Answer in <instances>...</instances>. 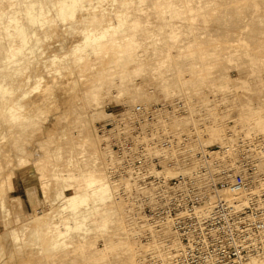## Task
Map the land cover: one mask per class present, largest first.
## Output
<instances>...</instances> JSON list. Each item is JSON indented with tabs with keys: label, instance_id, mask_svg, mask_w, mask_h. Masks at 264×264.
I'll return each mask as SVG.
<instances>
[{
	"label": "rangeland",
	"instance_id": "obj_1",
	"mask_svg": "<svg viewBox=\"0 0 264 264\" xmlns=\"http://www.w3.org/2000/svg\"><path fill=\"white\" fill-rule=\"evenodd\" d=\"M183 1L0 0V117L4 116L5 121V124L0 121V264H81L86 250L93 249L92 242L103 246L104 234L113 233L116 237V233L121 232L124 239L130 237L128 214L122 208L124 203L118 205V200L130 204L121 192L122 184L131 186L129 180L118 181L115 183L117 190H112L111 183L106 186L99 179L101 185L98 181H69L62 169L68 167V153L77 152L81 141L86 147L85 153L95 157L90 161L84 159L82 163L89 162V168H93L99 166V159H103L104 168L105 155L111 156L110 148L105 145L112 135V128L110 132L103 133L98 121L107 118L119 121L116 112L122 110L121 113L127 111V115L132 114L133 106L139 102L147 105L162 101L171 103L165 98L162 85L158 84L165 77L169 83H174L183 76L192 75L194 78L190 71L201 69L214 76L217 82L220 80L222 92L217 89L213 90L214 93L211 89L213 94L209 91L204 93L206 98L221 102L216 109L219 115L223 114L220 119L210 117L212 127L214 125L219 130L217 127L223 126L212 144L225 141L229 128L247 135L264 136V128L260 125L264 121V46L243 44L240 40L242 25L229 33L220 30L221 21L217 13L208 11L201 18L200 7L210 2L187 4L198 10L193 11H196L197 25L202 24L212 29L211 32L204 28L183 31L181 27L187 23L186 13L181 12ZM154 3L159 9H154L151 5ZM117 12L122 15L121 21L115 19ZM223 24L229 26L232 23ZM248 27L244 29L249 30ZM103 37L110 43L108 48L100 43ZM228 38L232 48L233 45L235 48L242 45L239 49L242 53L235 58H231L234 52L228 54L224 50L225 39ZM251 38L264 39V36L252 32ZM233 40L234 43L240 40L238 46ZM165 43L171 46L166 47L167 50L164 49ZM197 43H201L204 54L208 52V56L203 54V60L209 63L212 58L214 63L202 64L199 62L202 58H193L199 51L195 46ZM214 49L224 51L219 53V59L216 55L209 56L215 53ZM152 53L158 57H152ZM187 53L189 56L185 61ZM160 60L165 65L155 62ZM204 65L206 67H202ZM162 72L166 76L162 77ZM31 76L32 82L22 87L25 78L30 79ZM236 78L239 84H236ZM240 78L246 83L252 81L250 89L249 85L248 89L241 86L245 81ZM148 86L155 89L153 98L136 92L137 88ZM220 97L224 98H221L223 101ZM191 98L196 103L193 106L200 108L202 97L194 95ZM178 99L183 101L184 107L187 106L180 96L173 99L174 105ZM187 110L183 114L191 112ZM98 111L105 115L95 119L94 124ZM172 114L181 115L175 111ZM193 115L194 121L191 118L185 121L188 125L185 122L180 125V136L196 125L198 129L209 126L210 119L203 111L194 110ZM158 118L161 123V118ZM84 128L93 129L96 135L100 134L99 137L88 138ZM200 130L192 140L196 150H201V145H210L201 144L203 142L199 140L205 138L209 131ZM22 145L24 148L20 147ZM261 157L264 161L263 153ZM40 159L46 162L44 175L37 168L36 163ZM184 165L194 168L192 163ZM106 170L107 178L109 173L114 176L110 175L113 182L125 176L111 172L108 167ZM1 206H7V215ZM45 213L46 217L42 218Z\"/></svg>",
	"mask_w": 264,
	"mask_h": 264
},
{
	"label": "built area",
	"instance_id": "obj_2",
	"mask_svg": "<svg viewBox=\"0 0 264 264\" xmlns=\"http://www.w3.org/2000/svg\"><path fill=\"white\" fill-rule=\"evenodd\" d=\"M183 105L178 99L177 108ZM160 107L173 109L165 101L148 106L139 102L128 117L121 115L122 110L116 112L118 117L130 118L131 127L120 137L112 134L109 140L119 160L111 172L132 175L139 183V196L130 195L143 221L151 226L144 231V241L167 224L174 232L163 238L169 255L149 252L144 264L264 263L263 138L239 132L224 144H210L198 151L202 165L195 171L169 175L167 169L180 163L173 152L186 150L190 138L185 132L174 135L158 123ZM115 121H98L100 130L115 128ZM154 147L161 152L152 154Z\"/></svg>",
	"mask_w": 264,
	"mask_h": 264
},
{
	"label": "bare ground",
	"instance_id": "obj_3",
	"mask_svg": "<svg viewBox=\"0 0 264 264\" xmlns=\"http://www.w3.org/2000/svg\"><path fill=\"white\" fill-rule=\"evenodd\" d=\"M165 3H169V2H172V0H163ZM183 2H185V4H182V7H183V9L181 10V12H185L186 13V16H185V19H186V21H187V23H185L182 27H181V29L183 30V31H185V32H188V31H191V30H199L200 31V29H202V28H204L206 31H208L209 30V28H205V27H203V25L202 24H200L199 26L197 25V21H196V15H195V12L196 11H198V10H196V9H193V7H192V5L191 6H189V4H187V3H190V2H192V3H194V4H201V3H206V2H210V4H208L207 6H201L200 7V9H199V13H200V15H201V18H202V16H203V14H206V13H208V11H211V12H213V13H217L219 16V18H220V21H221V24H220V26H221V28H220V30H223V31H227V33H229V31H231V30H233V29H236L237 27H239V25H242V34L241 35H243V36H241L240 37V40L242 41V42H244L243 44H247V43H250V44H252V45H259V46H264V39H252L251 38V33L252 32H255V33H260V34H262L263 36H264V0H243V1H241V0H184ZM191 4V3H190ZM153 7H154V9H159V7H157L158 5L156 4V3H154V4H151ZM198 7H199V5H197ZM217 6H220V7H217ZM195 8H197V7H195ZM194 10H196L195 12H193ZM197 14V13H196ZM117 17L115 18L116 19V21H121V19H122V15H120L118 12H117ZM125 15V14H124ZM200 17V16H199ZM198 18V17H197ZM222 21H223V23H232V24H230L229 26L228 25H224L223 23H222ZM139 24H143L142 22H139ZM122 25V22H121V24H120V26ZM245 26L246 27H248V26H250V27H248V29L249 30H245L244 28H245ZM177 28H179V27H177ZM176 29V28H175ZM180 29V28H179ZM211 30L212 29H210L209 31L211 32ZM244 30V31H243ZM145 31H148L147 29H145ZM170 32V31H169ZM184 32V33H185ZM176 33V32H175ZM181 33H183V32H181ZM226 33V35H228ZM250 35H249V34ZM170 34V33H169ZM170 35H172V32H171V34ZM174 35V34H173ZM177 35V34H176ZM176 35L174 36V38L176 37ZM212 35V34H211ZM179 36V35H178ZM216 36V35H215ZM171 37V36H170ZM173 38V37H172ZM176 39V38H175ZM174 39V40H175ZM181 39V38H180ZM177 40V39H176ZM226 40V41H225ZM224 41H225V43H224V47H225V51H226V53H230V51L231 52H234V55H232L231 56V58L234 56V58H235V56L237 57V56H239V54H241L242 53V51H241V53L239 52L242 48V45L241 44H239L241 47L240 48H235L236 46H234L233 45V47L235 48H232V45L231 44H229L228 43V40H229V38L228 39H225ZM239 40V41H240ZM211 41H212V37L210 38V40H209V44L211 43ZM223 41V42H224ZM232 41V40H231ZM238 41V42H239ZM248 41V42H247ZM250 41V42H249ZM174 42V41H173ZM173 42H170V44L171 43H173ZM200 42H201V40H200ZM222 42V41H221ZM238 42H235L234 43V40H233V43L235 44V45H237V43ZM246 42V43H245ZM66 43V42H65ZM100 43H101V45L103 46V47H105V48H108L109 46H110V43L107 41V38H105V37H103V38H101L100 39ZM180 43V42H179ZM218 43H220V41L218 40ZM52 44V43H51ZM53 44H55V43H53ZM159 44H161V43H159ZM165 44H168V45H165ZM164 44V49H166V47L168 48V47H171V46H169V43H165ZM177 44V43H176ZM175 44V45H176ZM250 44H248V45H250ZM64 46V44L62 43L61 44V47H63ZM172 45V44H171ZM183 45V44H182ZM193 46V44H188L187 46ZM247 45V46H248ZM52 47H53V45H51ZM174 46V45H173ZM183 46H185V44L183 45ZM196 47H199V51H197L194 47V49L198 52H196L197 53V55H196V53L194 54L195 55V57H193V58H196V60L199 58H202L201 60L202 61H200L199 60V62H201L202 64H205V63H208V62H206V61H204L203 60V57H204V55L205 54H207L208 52L207 51H205V54L203 53L204 52V50H202L201 51V43H197L196 45H195ZM206 46V45H205ZM238 46V45H237ZM251 46V45H250ZM46 49H47V47H46V44H45V46H44ZM55 47H57V46H55ZM185 48H187L188 49V47H185ZM190 49H191V47H189ZM203 48V47H202ZM246 48V47H245ZM50 49V48H49ZM193 49V50H194ZM240 49V50H239ZM48 50V49H47ZM167 50V49H166ZM186 50V49H185ZM213 50V48L211 49V51ZM215 50V49H214ZM189 51V53H190V51L191 50H188ZM247 51V50H246ZM161 52V51H160ZM164 51H162V53H163ZM187 52V51H186ZM207 52V53H206ZM213 52V51H212ZM211 52V53H212ZM215 53H212V55L211 54H209V56L210 57H218V59L220 58V55L221 54H219V53H224V51L222 52V50H215L214 51ZM235 52H239V53H237V55L235 54ZM243 52H245V51H243ZM248 52H250L249 50H248ZM248 52L246 53H243V54H247V55H249L248 54ZM210 53V52H209ZM228 53V54H229ZM155 54H157L156 53V51H155ZM188 54V53H187ZM204 54V55H203ZM216 55V56H215ZM223 55H226V54H223ZM158 57L157 55H153V53H152V57ZM188 56H189V54L186 56L185 55V61L187 60V58H188ZM191 56V55H190ZM193 56V55H192ZM191 56V57H192ZM203 56V57H202ZM206 56H208V54L206 55ZM228 56V55H227ZM190 57V58H191ZM207 58H209V57H207ZM229 58V57H228ZM231 58H229V59H231ZM241 58H242V60H243V55H241ZM160 59V58H159ZM206 59V58H205ZM213 59H215V58H213ZM217 59V60H218ZM222 59V58H221ZM237 59V58H236ZM235 59V60H236ZM240 58L238 57V60H239ZM166 60H168V57H167V59H165V61ZM195 60V59H194ZM211 61H213L212 60V58L210 59ZM231 60H233V59H231ZM165 61H163V62H165ZM207 61H209V59L207 60ZM211 61H209V63H211ZM237 61V60H236ZM153 62V61H152ZM155 62H158V63H162L161 62V60L160 61H155ZM169 62V61H168ZM190 62V61H189ZM197 62V61H196ZM231 62V61H230ZM177 63H179V62H177ZM208 63V64H209ZM212 63H214V61L212 62ZM164 63H162V65H163ZM207 64V65H208ZM162 65H161V68H162V71L164 72V70H165V68H163L162 67ZM165 65V64H164ZM196 65V64H195ZM179 66V65H178ZM201 66V65H200ZM209 66V65H208ZM212 66V65H211ZM211 66H210V68H211ZM202 67H206V65H204V66H202ZM41 68H43V67H41ZM158 68H160V66L158 65ZM156 68H154V70H155ZM197 69V68H196ZM198 69H200V68H198ZM205 69V68H204ZM208 69V68H207ZM212 70V69H211ZM208 71H210V70H208ZM214 71V70H213ZM162 72V74H161V76L162 75H165L166 76V74H164ZM211 72V71H210ZM251 72V71H250ZM132 73V72H131ZM190 73L191 74H193L194 75V78H192L191 76L190 77H188V76H183V77H180V79L179 80H176L174 83H169L168 82V80H167V77H165L164 79V81H161L160 83H158V84H160V85H162V88H163V90L165 91V93H166V96H165V98L169 101V102H171L172 103V106L174 105V103H173V99L176 97V96H180V97H183L184 98V100L186 101V103H187V106L185 105V107H184V105H183V107L184 108H182L183 109V111H182V109H179V108H177V102H176V104L173 106V109H171V110H169V109H167L166 107H160L159 108V110H158V113L157 114H159L160 113V116H158V117H160L161 118V123H160V121H159V118H158V123L163 127V128H165L167 131H169L170 133H172V134H174V135H177V136H180L179 135V131H181V130H179V128H180V125L181 124H184V122L185 121H189V120H192L194 117H195V115H193V111L194 110H201V111H203V113L207 116V117H209V119H210V117H214V118H222L223 117V114L222 113H220V115H219V110H217L216 108H218L219 107V104L221 103H219V101L218 102H216L217 100L215 99V100H213V99H209V98H206V95L204 94V93H207L208 91L209 92H212L213 90H216L217 91V89H219L220 91L222 90L221 88H222V84L220 83L219 84V82H220V80H219V78H218V80H219V82H217V80L215 79V77L214 76H212L211 74H209V72H206L205 71V73L203 72V70H201L200 69V71L198 70H192V71H190ZM131 75V74H130ZM158 76H159V74H157ZM196 75H198L197 77H195ZM211 75V76H210ZM213 75H214V73H213ZM225 75V74H224ZM251 75V74H250ZM239 76V75H238ZM32 77L33 76H31V78L30 79H28V78H25V80L22 82V87H24L25 86V84L26 83H28V82H32ZM160 77V76H159ZM163 77V76H162ZM221 77V76H220ZM224 77V76H223ZM222 77V78H223ZM227 77V76H226ZM229 77V76H228ZM227 77V78H228ZM232 78V77H231ZM249 78V77H248ZM161 79H163V78H161ZM160 79V80H161ZM237 79V78H236ZM241 79V78H240ZM246 79V78H245ZM222 80V79H221ZM226 80H228L229 81V79H226ZM233 80H235V78H233ZM242 80H244V79H241V81ZM249 80V79H248ZM224 81H225V79H224ZM238 81V79L236 80V82ZM245 81V80H244ZM243 82V81H242ZM252 82V81H251ZM251 82H247L246 83V81L245 82H243V83H241V86L242 87H244L245 89H248V85L251 83ZM223 83V82H222ZM227 84V82H224L223 84ZM231 83H232V81H231ZM231 83H229L228 82V85L229 84H231ZM234 83H235V81H234ZM225 84V85H226ZM236 84H239L238 82L236 83ZM227 85V86H228ZM232 86H234L235 88L237 87L236 85H232ZM250 86L251 85H249V89H250ZM223 87H224V85H223ZM231 88V87H230ZM252 88V87H251ZM253 88H255V87H253ZM212 89V91H210ZM224 89V88H223ZM137 91V93H139V94H142L143 96H148V97H150V98H153L155 95H154V91H155V89L153 88V87H142L140 90L137 88L136 89ZM252 90V89H251ZM242 91V90H241ZM243 91H244V89H243ZM246 91V90H245ZM214 92V91H213ZM213 92H212V94H213ZM222 92V91H221ZM237 92V91H236ZM214 93H216V92H214ZM225 93V92H224ZM200 94V95H199ZM218 94V93H217ZM221 94V93H220ZM223 94V93H222ZM226 94V93H225ZM247 94H249L248 93V91H247ZM246 94V95H247ZM194 95H198V96H200V97H202V99H203V101L201 102V107L200 108H198V109H196L195 108V106H193V105H196V103H193V101H192V96H194ZM216 95V94H215ZM219 95V94H218ZM217 96V95H216ZM221 96V95H220ZM243 96V95H242ZM242 96H241V98H242ZM249 96V95H248ZM255 96V95H254ZM238 97V96H237ZM205 98V99H204ZM216 98V97H215ZM221 98H223V97H220V100H222ZM226 98V97H225ZM228 98V97H227ZM224 99V98H223ZM237 100H240L239 98H236ZM245 99V98H244ZM254 99V98H253ZM226 100V99H225ZM228 100V99H227ZM247 100H249V99H247ZM223 101V100H222ZM246 101V100H245ZM170 103V104H171ZM255 103V102H254ZM136 105V104H135ZM238 105V104H237ZM241 105V104H240ZM250 105V104H249ZM145 106H148L147 104H145ZM166 108V109H165ZM188 109V110H187ZM190 111L191 110V112L188 114L187 112L185 113V114H183L185 111ZM173 111H175L176 113H179V114H181V115H175V114H172V112ZM18 112H20V110H18ZM132 112V111H131ZM127 111H124V113H121V115H127ZM129 113H130V111H129ZM225 113V112H224ZM131 114V113H130ZM225 114H227V113H225ZM1 115V114H0ZM105 114L103 113V112H101V111H98L97 112V114H96V116L94 117V124H95V119H98V118H102L103 116H104ZM112 115V114H111ZM117 117H118V115H117ZM124 117H128V116H124ZM120 119H119V121H116V122H119V123H116V126H115V128H112V133L111 134H113L114 136H116V137H120V136H122V133L123 132H127V130H128V128H130L131 126H130V118H123V117H119ZM192 118V119H191ZM114 119V118H113ZM118 120V119H117ZM0 121H3V123L5 124V121H4V116L3 117H0ZM121 121V122H120ZM193 121H194V119H193ZM49 122V121H48ZM122 122H123V124L124 125H122ZM191 122V121H190ZM49 123H51V121L49 122ZM193 123V122H192ZM195 123V122H194ZM211 123H213L212 122V120L210 119V123H209V126L207 127V126H205V127H207V128H202L203 129V131L202 132H204L205 130H207V131H209V132H207L206 134H208V135H205L206 137L205 138H202V140H199V141H201V142H203V143H201V144H212L213 143V141L215 140V138L217 137V135H218V131L220 130H222L221 128H223V126H221V127H217L219 130H217V129H215V127H214V125H213V127H212V125H211ZM48 124V123H47ZM46 124V125H47ZM188 125V123L187 122H185V125ZM49 125V124H48ZM260 125L264 128V121H261L260 122ZM190 126V125H189ZM197 126V125H196ZM193 127L192 129H191V131H189V132H187V134L189 135V140H188V142H187V148H186V150H180V149H177V150H175L174 151V153H175V157L177 158V159H179L180 160V163H179V166H177V167H173V168H169V169H167V173L169 174V175H172V174H175L178 170H181V171H184V172H186V173H191V172H193V171H195L196 169H198L201 165H202V163H201V159L199 158V156H198V151H200V150H196V148L195 147H193V145H192V140H193V137H195V135L197 134V133H199V130L201 129H198V127ZM45 127V126H44ZM186 127V126H185ZM182 128H184L183 127V125H182ZM187 128V127H186ZM44 129H46V128H44ZM116 129H119L117 132H116ZM181 129V128H180ZM185 129V128H184ZM201 129V130H202ZM179 130V131H178ZM186 130V129H185ZM200 130V131H201ZM230 130H231V133H230ZM111 131V129L109 130V132ZM210 132H211V135H209L210 134ZM227 138H226V140L224 141H220V143L219 144H224V143H226V142H228L229 141V139L231 138H234V137H237L238 135H239V132H242V131H236V130H234V129H232V128H229L228 130H227ZM250 132V131H249ZM252 132V131H251ZM84 133H85V135L87 136V134H88V138H90V139H92V136H94L96 139H97V136L99 137V135H98V133H97V135H96V133L94 132V130L93 129H88V130H86L85 128H84ZM182 134V133H181ZM246 134V133H245ZM102 135V134H101ZM197 135H199V134H197ZM224 135V134H223ZM247 135V134H246ZM256 135H260L262 138H263V141H264V136L263 135H261V134H256ZM48 136V135H47ZM201 136V135H200ZM249 136H255V134H249ZM197 137V136H196ZM110 138H111V136H110ZM198 138V137H197ZM200 138V137H199ZM198 138V139H199ZM223 138H224V136H223ZM100 139H101V136H100ZM103 139H104V137H103ZM110 140V139H109ZM103 141V140H102ZM101 141V142H102ZM81 143H83L82 141H81ZM81 143H79L78 144V149H77V152H73V151H71V152H69L68 153V167L67 168H64V169H62V172L64 173V177H66V179L67 180H69V181H72V182H82V181H85V182H87V181H90L91 183H94V182H97L98 181V179H99V181L101 182V183H103L104 185H106V186H108V184L109 183H111V185L112 186H110L111 187V189L112 190H117V186L115 185V183L117 184V182L119 181V182H124L125 180H129V182L131 183V186H126L125 184H122V186H121V192H122V195H123V197L124 198H126L127 199V201L130 203V204H125L126 202H124L123 200L122 201H120V200H118L119 202H118V205H119V203L120 202H122V203H124V206L122 207V208H125L126 209V213L128 214L127 215V218H129V223H128V225H130V234H128V235H130V237L129 238H126V239H124L123 237H122V234H121V232H119V233H116V237H115V234H113V233H107V234H104V236H105V240H104V243H103V246L102 247H100L99 246V244H98V242H96V243H94V242H92L91 243V245L93 246V249L91 250V249H87L86 250V257L84 258V256L82 257V258H84V259H81V264L83 263V264H144L145 263V259H146V255L149 253V252H152V253H154V254H158V255H160V256H162V257H166V256H168L169 255V252L164 248V246H163V238H164V236H172L173 235V230H172V228H171V226H169L168 224L167 225H165L164 227H162V230L161 231H159V232H154V234H153V236H152V238H149L148 239V241H144L143 240V235H144V231H145V229H150L151 228V226H150V224L149 223H147V222H145V221H143V216H142V214H141V210H140V207H139V205H138V203H136V200L135 199H133V196L134 197H138L139 196V183H138V181H137V179H135V177L134 176H132V175H129V176H122V177H119V178H115L116 180H115V182H113V180L110 178V173H109V178H107V170H106V172H105V167L107 168H110V167H114V166H116L117 164H118V162H119V160H118V158L116 157V155H115V152H114V150L112 149V147H111V145H110V141H107V143H106V145H105V147L107 148H110V152H111V156H110V158L109 157H107L106 155H105V161H104V163H105V165L106 166H104V168H103V166H102V161H103V159H102V161L99 159V161H100V164H99V166L98 167H93V168H89V165H90V163L88 162V163H82V160H84V159H86V160H93V159H95V157H93L91 154H87V153H85V151L84 150H86V147H84L85 145L84 144H81ZM103 143V142H102ZM20 145H21V143H20ZM202 146V147H201ZM200 147H201V149H203L204 147L203 146H206V145H201ZM21 148H24V146L22 145V146H20ZM68 147H72V149L74 148L73 146H68ZM101 147L103 148V149H105L103 146H102V144H101ZM150 151H151V153L153 154H159L160 152H161V150L160 149H157V148H150ZM102 152H105V151H102ZM101 152V153H102ZM107 152V151H106ZM109 152V151H108ZM107 152V153H108ZM262 153L264 154V149L262 150V152H261V155H262ZM106 154V153H105ZM94 155H96L95 154V152H94ZM102 155H104L103 153H102ZM191 158H195V160H192ZM189 159H190V162H188L189 161ZM263 158L261 157V161H260V167H261V171L263 170L264 171V168H263V166H264V161L262 160ZM11 160V159H10ZM9 162V161H8ZM12 162V161H11ZM193 164L194 165V168L192 169V168H188V167H185V165L184 164ZM10 164V163H9ZM16 164V163H15ZM15 164H14V166H15ZM37 164V168H38V170H40V172H41V174L42 175H44L45 173H46V162L43 160V159H40L39 161H38V163H36ZM17 165V164H16ZM24 165V164H23ZM26 166V165H25ZM27 166H29V165H27ZM33 166V165H32ZM36 166V165H35ZM101 166H102V168H101ZM149 167L150 168H152L153 170L155 169V165H154V163H149ZM15 168H17L16 166H15ZM19 168V167H18ZM23 169V168H22ZM21 170V169H20ZM173 170H175L174 171V173H172V171ZM24 171V170H23ZM105 173H106V175H105ZM39 174V173H38ZM264 174V173H263ZM41 176V175H40ZM112 176V175H111ZM99 177H101V178H99ZM112 177H114V176H112ZM58 179H61L60 178V176H59V178ZM119 179V180H118ZM99 181H98V183H99ZM100 184V183H99ZM101 185V184H100ZM109 187V188H110ZM134 188L136 189V190H134ZM134 193L133 194V196L132 195H130L131 193ZM121 204V203H120ZM140 204V203H139ZM46 215V213L42 216V218L43 217H46L45 216ZM137 215H138V217H137ZM132 234V235H131ZM137 234L139 235V237L137 236ZM144 241V242H143ZM83 253H84V249H83ZM113 256H115V257H113ZM113 258H115L116 260L115 261H113ZM39 263V262H38ZM60 264H64V263H60ZM258 264H264V263H258Z\"/></svg>",
	"mask_w": 264,
	"mask_h": 264
},
{
	"label": "crops",
	"instance_id": "obj_4",
	"mask_svg": "<svg viewBox=\"0 0 264 264\" xmlns=\"http://www.w3.org/2000/svg\"><path fill=\"white\" fill-rule=\"evenodd\" d=\"M1 207H2V211L4 212V214L7 215V213H6V212H7V211H6V207H7V206H1Z\"/></svg>",
	"mask_w": 264,
	"mask_h": 264
}]
</instances>
